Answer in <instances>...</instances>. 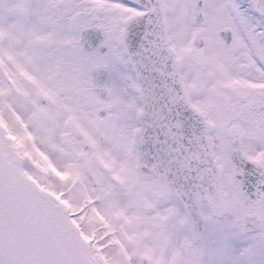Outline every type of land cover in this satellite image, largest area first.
Returning a JSON list of instances; mask_svg holds the SVG:
<instances>
[{"label": "snow or ice", "instance_id": "6c2138e0", "mask_svg": "<svg viewBox=\"0 0 264 264\" xmlns=\"http://www.w3.org/2000/svg\"><path fill=\"white\" fill-rule=\"evenodd\" d=\"M0 264H264V0H0Z\"/></svg>", "mask_w": 264, "mask_h": 264}]
</instances>
